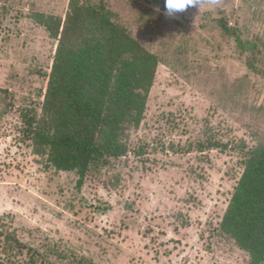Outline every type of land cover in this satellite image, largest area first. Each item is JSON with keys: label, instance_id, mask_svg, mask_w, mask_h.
Segmentation results:
<instances>
[{"label": "rangeland", "instance_id": "obj_1", "mask_svg": "<svg viewBox=\"0 0 264 264\" xmlns=\"http://www.w3.org/2000/svg\"><path fill=\"white\" fill-rule=\"evenodd\" d=\"M72 1L0 0V86L16 96L9 108L0 99V238L15 233L27 245L18 259L35 254V264H75L57 255L75 250L96 264H251L221 222L245 169L241 148L264 142V0H200L172 17L163 0H90L159 66L147 118L129 130L146 154L114 159L81 187L33 152L19 114L41 100L46 78L30 69L55 48L29 13L64 16ZM207 137L221 145L171 148Z\"/></svg>", "mask_w": 264, "mask_h": 264}, {"label": "trees", "instance_id": "obj_2", "mask_svg": "<svg viewBox=\"0 0 264 264\" xmlns=\"http://www.w3.org/2000/svg\"><path fill=\"white\" fill-rule=\"evenodd\" d=\"M29 16L55 42L45 67L33 64L30 69L46 78V87L39 92L41 100L19 108L22 131L33 152L48 167L78 175L79 187L114 159L129 152L140 157L146 154L149 144L132 147L129 130L139 128L147 118L159 66L157 54L129 33L102 3L73 0L64 16L40 10ZM221 24L228 29L225 19ZM0 99L9 108L14 107L16 96L0 86ZM220 145L215 137H207L171 148L179 154ZM241 149L245 169L221 228L250 253L251 264H264V142ZM5 234L0 238V264L36 263L35 254L28 261L18 259L27 245L8 229ZM57 255L72 258L75 264H96L76 250L58 251Z\"/></svg>", "mask_w": 264, "mask_h": 264}, {"label": "clouds", "instance_id": "obj_3", "mask_svg": "<svg viewBox=\"0 0 264 264\" xmlns=\"http://www.w3.org/2000/svg\"><path fill=\"white\" fill-rule=\"evenodd\" d=\"M165 15L172 17L189 7L200 8V0H163Z\"/></svg>", "mask_w": 264, "mask_h": 264}]
</instances>
